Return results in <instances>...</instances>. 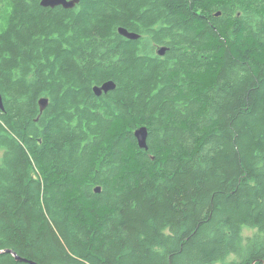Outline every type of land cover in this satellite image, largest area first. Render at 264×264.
Listing matches in <instances>:
<instances>
[{
    "label": "trees",
    "instance_id": "1",
    "mask_svg": "<svg viewBox=\"0 0 264 264\" xmlns=\"http://www.w3.org/2000/svg\"><path fill=\"white\" fill-rule=\"evenodd\" d=\"M41 1L0 0V250L264 264V0Z\"/></svg>",
    "mask_w": 264,
    "mask_h": 264
},
{
    "label": "water",
    "instance_id": "2",
    "mask_svg": "<svg viewBox=\"0 0 264 264\" xmlns=\"http://www.w3.org/2000/svg\"><path fill=\"white\" fill-rule=\"evenodd\" d=\"M81 0H42L41 1V5L44 7H51V8H55L57 6H63L64 8L70 9L73 8L77 3H79ZM220 14V11L217 12V15ZM119 34L131 39V40H137L140 38V34L130 31L125 27H120L118 30ZM166 51V47H160L158 49V53L160 55H164ZM116 88V83L113 80H108L105 81L103 84L101 85H96L93 87V91L95 93L96 96H101L103 93H108L109 91H112ZM49 103V99L46 97H43L39 100V104H40V109L41 111H43ZM0 108L4 109V102H3V97L2 94L0 92ZM135 136L137 138L138 141V145L143 148V149H148V137H149V128L146 125H142L139 126L135 129L134 131ZM97 192L101 191L100 187L96 188ZM3 252H9L11 254H13L17 260H22V261H29L31 264H39L36 263L32 260H28L25 259L23 257H20L16 252H14L11 249H7V250H0V253Z\"/></svg>",
    "mask_w": 264,
    "mask_h": 264
},
{
    "label": "flooded vegetation",
    "instance_id": "3",
    "mask_svg": "<svg viewBox=\"0 0 264 264\" xmlns=\"http://www.w3.org/2000/svg\"><path fill=\"white\" fill-rule=\"evenodd\" d=\"M81 2V1H80ZM79 2V3H80ZM79 3H77L74 7H76ZM73 7V8H74ZM70 9H72V8H70ZM120 27H123V26H120ZM120 27H118V30H119V28ZM129 30V29H128ZM131 31V30H130ZM133 32H135V31H133ZM119 33V32H118ZM137 33V32H136ZM138 34H140V38L139 39H144L145 41L143 42V44L145 45L146 44V42L147 41H149V42H151L152 43V45H153V47H154V50H155V54L156 55H158V56H161V57H164V55L166 54V51H167V49H168V46L166 45V44H164V43H156V41H155V38L153 37V36H151V35H149V34H147L146 32H143V33H138ZM122 36V35H121ZM139 39H137V40H139ZM131 40V39H130ZM161 41H164L163 39H160ZM166 47V51H165V54L164 55H160L159 53H158V49L160 48V47Z\"/></svg>",
    "mask_w": 264,
    "mask_h": 264
},
{
    "label": "rangeland",
    "instance_id": "4",
    "mask_svg": "<svg viewBox=\"0 0 264 264\" xmlns=\"http://www.w3.org/2000/svg\"><path fill=\"white\" fill-rule=\"evenodd\" d=\"M255 230L254 229H251V228H247L244 230V232L249 235V234H252Z\"/></svg>",
    "mask_w": 264,
    "mask_h": 264
},
{
    "label": "clouds",
    "instance_id": "5",
    "mask_svg": "<svg viewBox=\"0 0 264 264\" xmlns=\"http://www.w3.org/2000/svg\"><path fill=\"white\" fill-rule=\"evenodd\" d=\"M228 259H232V256H231V254H229V256H228Z\"/></svg>",
    "mask_w": 264,
    "mask_h": 264
},
{
    "label": "bare ground",
    "instance_id": "6",
    "mask_svg": "<svg viewBox=\"0 0 264 264\" xmlns=\"http://www.w3.org/2000/svg\"><path fill=\"white\" fill-rule=\"evenodd\" d=\"M165 47V46H164Z\"/></svg>",
    "mask_w": 264,
    "mask_h": 264
}]
</instances>
